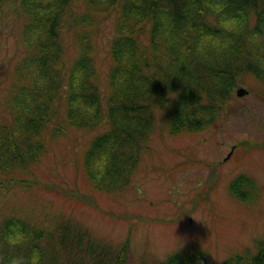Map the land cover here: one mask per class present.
Here are the masks:
<instances>
[{
    "label": "trees",
    "instance_id": "1",
    "mask_svg": "<svg viewBox=\"0 0 264 264\" xmlns=\"http://www.w3.org/2000/svg\"><path fill=\"white\" fill-rule=\"evenodd\" d=\"M9 13L19 55L0 81L3 196L37 182L49 143L71 128L93 133L81 159L89 183L125 193L156 165V134H200L247 79L264 81V0H0V27ZM110 18L104 73L100 39ZM187 158L172 167L197 163ZM230 189L244 202L260 193L245 174ZM127 245L98 238L63 209L36 223L0 213V264H126ZM157 264L211 263L204 251L181 250ZM227 264H264V239Z\"/></svg>",
    "mask_w": 264,
    "mask_h": 264
},
{
    "label": "rangeland",
    "instance_id": "2",
    "mask_svg": "<svg viewBox=\"0 0 264 264\" xmlns=\"http://www.w3.org/2000/svg\"><path fill=\"white\" fill-rule=\"evenodd\" d=\"M6 15L0 27V81L11 69V56L18 53L16 15ZM113 22L105 21L100 39L104 73ZM263 83L247 79L240 86L248 94H235L229 111L200 134H156V165H145L136 185L125 193L105 194L89 183L81 159L85 140L93 133L71 128L68 136L49 143L44 162L34 168L37 182L18 186L11 197L0 190V213L16 212L36 223L63 209L98 238L127 242L126 264H157L181 250L204 251L211 264H227L237 254L255 251L256 241L264 239ZM102 129L104 125L97 131ZM186 157H195L197 163L172 167ZM240 174L260 188L257 201L244 202L231 193L230 183Z\"/></svg>",
    "mask_w": 264,
    "mask_h": 264
},
{
    "label": "water",
    "instance_id": "3",
    "mask_svg": "<svg viewBox=\"0 0 264 264\" xmlns=\"http://www.w3.org/2000/svg\"><path fill=\"white\" fill-rule=\"evenodd\" d=\"M248 92H249V90L246 89V88L243 87V86H241V87H239V88L237 89V95L240 96V97H242V96L248 94ZM230 154H231V153H229V155H230Z\"/></svg>",
    "mask_w": 264,
    "mask_h": 264
}]
</instances>
